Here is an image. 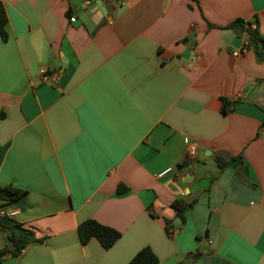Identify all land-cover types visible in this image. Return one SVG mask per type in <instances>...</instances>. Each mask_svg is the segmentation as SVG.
Here are the masks:
<instances>
[{
    "label": "crops",
    "instance_id": "obj_1",
    "mask_svg": "<svg viewBox=\"0 0 264 264\" xmlns=\"http://www.w3.org/2000/svg\"><path fill=\"white\" fill-rule=\"evenodd\" d=\"M0 3V185L27 191L0 222L40 240L0 264H129L146 247L160 264H264V60L235 56L246 33L226 28L264 37V0ZM218 155L242 160L214 179ZM177 200L196 201L185 220ZM90 219L121 238L83 245Z\"/></svg>",
    "mask_w": 264,
    "mask_h": 264
},
{
    "label": "trees",
    "instance_id": "obj_2",
    "mask_svg": "<svg viewBox=\"0 0 264 264\" xmlns=\"http://www.w3.org/2000/svg\"><path fill=\"white\" fill-rule=\"evenodd\" d=\"M7 23L8 17L6 10L0 3V35L5 41L8 40V34L6 31ZM226 28H239L243 32H247V34L249 35V43L247 48L249 50L253 49L257 53V55L264 60V53L262 52L264 48V37L260 34L258 29L253 31L247 29L244 25L243 20H237ZM222 102L223 105L221 112L224 114L230 113L235 103L225 98L222 99ZM5 117L6 114L1 112L0 120L4 119ZM239 159L242 160V157L235 156L226 158L219 155L216 156L215 160L217 162L219 172L217 176L214 177V179L218 178L226 168H228L232 163ZM118 190L119 192H122L123 190H125V187L121 186ZM25 194H27V191L14 187L13 185H0V206L13 204L20 200L23 196H25ZM195 202L196 201L186 203L182 200H177L172 204V207L177 211V215L185 220V213L195 204ZM172 228V222L167 221V231L169 234L172 233ZM1 231L8 232V239L11 245L0 249V260H2L6 255L18 257L22 250H24L26 247L31 244L40 242V240L36 238L33 231L25 229L19 224L3 226L0 222V232ZM78 232L80 241L83 245L88 244L93 238H95L102 244L103 248H105L106 250L113 247L122 236L119 231L91 219L81 223L79 225ZM129 264H160V260L151 248L146 247L142 249Z\"/></svg>",
    "mask_w": 264,
    "mask_h": 264
},
{
    "label": "built area",
    "instance_id": "obj_3",
    "mask_svg": "<svg viewBox=\"0 0 264 264\" xmlns=\"http://www.w3.org/2000/svg\"><path fill=\"white\" fill-rule=\"evenodd\" d=\"M88 4H90V1H88ZM76 18L75 17H72L70 19V21L72 23L76 22ZM244 22V25L246 26L247 29L249 30H256L258 29L257 28V24L256 23H253L251 21H248V20H243ZM248 43H249V35L247 34L246 32V41H245V45L242 49L241 52H236L234 53L235 56H239L241 54H244V53H247L248 52ZM187 159H188V162H190L191 164L196 161L197 157H198V154H199V143L196 142V141H187ZM173 170L171 168L167 169L166 171H164L163 173H161L159 175V177H164L168 174H170ZM18 213L17 209H5V208H0V220L1 219H4V218H11L13 217L14 215H16ZM24 250H22L21 253H23Z\"/></svg>",
    "mask_w": 264,
    "mask_h": 264
},
{
    "label": "water",
    "instance_id": "obj_4",
    "mask_svg": "<svg viewBox=\"0 0 264 264\" xmlns=\"http://www.w3.org/2000/svg\"><path fill=\"white\" fill-rule=\"evenodd\" d=\"M242 33V31H240Z\"/></svg>",
    "mask_w": 264,
    "mask_h": 264
}]
</instances>
